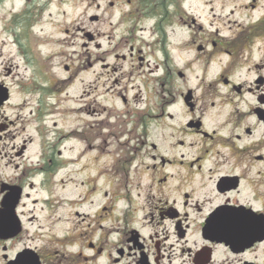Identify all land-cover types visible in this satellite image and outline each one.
I'll list each match as a JSON object with an SVG mask.
<instances>
[{"label":"flooded vegetation","instance_id":"obj_1","mask_svg":"<svg viewBox=\"0 0 264 264\" xmlns=\"http://www.w3.org/2000/svg\"><path fill=\"white\" fill-rule=\"evenodd\" d=\"M71 1L0 0V264H264V0Z\"/></svg>","mask_w":264,"mask_h":264},{"label":"rangeland","instance_id":"obj_2","mask_svg":"<svg viewBox=\"0 0 264 264\" xmlns=\"http://www.w3.org/2000/svg\"><path fill=\"white\" fill-rule=\"evenodd\" d=\"M91 3L92 5H90ZM64 9L66 11L65 14L63 13ZM95 12L96 8L93 0H84V4L81 0H72L69 5H57L56 10L53 12V19L51 20L55 21L56 30L50 50L55 52L64 50L66 53H69L75 49L73 45L69 44V37L64 32V29L70 28L73 31L80 21L85 20L89 14Z\"/></svg>","mask_w":264,"mask_h":264}]
</instances>
